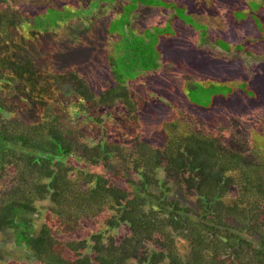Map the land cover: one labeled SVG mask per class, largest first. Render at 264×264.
<instances>
[{"label": "trees", "instance_id": "obj_1", "mask_svg": "<svg viewBox=\"0 0 264 264\" xmlns=\"http://www.w3.org/2000/svg\"><path fill=\"white\" fill-rule=\"evenodd\" d=\"M57 11L37 15L47 23L35 21L31 28H56ZM19 18L0 15V34L18 28ZM136 31L137 45L125 43L122 59L130 63L133 52L139 74L154 72L157 58L147 48V36ZM7 42L0 55V242L8 235L11 241L9 248L0 243V264L8 263L13 249L20 250L22 264H264V178L256 160L260 151L247 148H264L255 135L229 147L216 129H186L171 121L174 137L154 146L132 126V80L119 79L117 68L111 66L116 82L95 91L76 69L40 78V69L32 68L36 57L9 56L6 52L18 45L10 48ZM8 86L21 90L20 100L26 101L15 113L4 98ZM35 91H44L46 100ZM64 92L70 100L66 106L77 114L71 125L63 120L69 116L65 112H52L53 95ZM261 96L256 93L255 101ZM255 124L250 131L263 127L264 139V125ZM160 169L179 179L192 204L172 194L174 180L161 179ZM229 169L244 172L246 188L256 185L255 197H249L253 192L245 196L247 205L239 196L229 198L234 184ZM97 221L101 226L82 235Z\"/></svg>", "mask_w": 264, "mask_h": 264}, {"label": "rangeland", "instance_id": "obj_2", "mask_svg": "<svg viewBox=\"0 0 264 264\" xmlns=\"http://www.w3.org/2000/svg\"><path fill=\"white\" fill-rule=\"evenodd\" d=\"M86 3L87 0H0V15L7 12L12 19L20 17L16 21V25L20 24L18 28L12 27L0 34V55L4 51L3 43L9 40L5 46L18 45L19 49L15 47L6 53L13 58H21L26 52L34 55L36 62L32 68L40 69V78L48 79L52 73L76 69L84 77L86 86L95 91L116 82L111 66L117 68L119 79L132 80L128 84L136 104L132 126L134 123L139 135L154 146L174 137L171 121L186 129H216L225 146L244 145L245 138L254 135L264 145L263 127L259 132L250 131L255 122L264 125V0H90ZM140 7L142 12L135 11ZM49 8L60 11L55 12L60 17L57 27L34 31L32 28L38 25L35 21L47 23L36 16L44 15ZM63 17L66 21L61 23ZM49 20L52 24L55 19ZM134 29L139 37L147 36V48L157 58L154 72L139 74L134 68L133 52L130 63L122 59L120 52L126 49L125 43L131 48L137 45ZM112 30L113 34H109ZM160 33L163 38L156 37ZM141 53L138 47V56ZM61 79L71 82V77ZM190 82L195 84L188 89ZM204 87L219 91L218 96L210 95ZM8 88L4 98L8 109L15 113L26 101L20 100L21 90ZM44 91L35 92L45 101ZM255 92L262 95L259 102L255 101ZM52 100V112L63 116L65 112L69 116L63 120L71 125V117L77 114L66 106L70 101L68 94L57 93ZM26 116H22L24 121ZM247 148L260 151L256 160L261 164L260 177L264 178V148ZM157 174L166 181L174 180L170 186L173 195L186 204L193 203V199L188 201L186 188L176 176L166 175L161 169ZM229 174L234 179L229 198L235 201L239 196L240 204L245 205L247 193L253 192L249 197H255L256 185L246 188L244 172L240 169H229ZM98 226L101 221L83 228L82 235H88L91 227ZM6 240L0 243L9 248V235ZM9 252L6 264H15V261L22 264L19 249Z\"/></svg>", "mask_w": 264, "mask_h": 264}, {"label": "crops", "instance_id": "obj_3", "mask_svg": "<svg viewBox=\"0 0 264 264\" xmlns=\"http://www.w3.org/2000/svg\"><path fill=\"white\" fill-rule=\"evenodd\" d=\"M166 1H168V0H166ZM141 8V7H140ZM136 10H138V8L136 9ZM153 27V26H152ZM137 30V29H136ZM191 38V37H190Z\"/></svg>", "mask_w": 264, "mask_h": 264}]
</instances>
